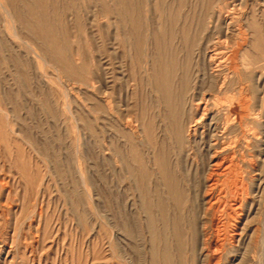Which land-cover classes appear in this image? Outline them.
Segmentation results:
<instances>
[{
    "label": "rangeland",
    "instance_id": "rangeland-1",
    "mask_svg": "<svg viewBox=\"0 0 264 264\" xmlns=\"http://www.w3.org/2000/svg\"><path fill=\"white\" fill-rule=\"evenodd\" d=\"M263 132L264 0H0V264H264Z\"/></svg>",
    "mask_w": 264,
    "mask_h": 264
},
{
    "label": "bare ground",
    "instance_id": "bare-ground-1",
    "mask_svg": "<svg viewBox=\"0 0 264 264\" xmlns=\"http://www.w3.org/2000/svg\"><path fill=\"white\" fill-rule=\"evenodd\" d=\"M229 18V17H228ZM227 42V41H226ZM210 59V58H209ZM243 92L242 90H240V92L238 93V97H237V103H242L244 102V98L242 96ZM208 95V94H207ZM203 99H201L202 101ZM202 104V103H201ZM198 105V104H197ZM196 106V105H195ZM200 107V106H199ZM238 104H235L233 111L230 110V114L232 115H237V111H238ZM202 109V108H201ZM197 110V108H196ZM199 110V109H198ZM205 110V109H204ZM256 115V114H255ZM238 119V116H236ZM201 119L198 118V123L199 120ZM196 120V119H195ZM197 123V121L195 122ZM192 131L191 127L188 128L187 130V134L190 133ZM264 133V132H263ZM244 140V139H243ZM221 146V145H220ZM215 152H213L214 155ZM217 153V152H216ZM215 153V154H216ZM217 155V154H216ZM227 155V154H226ZM226 158V157H225ZM220 159V160H216L215 159V163L213 165L214 170L212 172V175H210L209 177L211 178V185H210V193H213L211 195H209V201H208V205H209V211H211L214 207V203L213 200L217 199L220 195H222L223 192H225V198H224V202L222 201L221 203H225L224 205L226 206L227 210L232 211L233 207H237L236 205L239 204V202L241 201H246L248 198L247 197V193L246 190H242L240 197L237 198L236 194L237 192H239V189H237V184L238 182H240L238 180V175L237 173L234 171V164L231 162H228L227 159ZM241 158V157H240ZM251 160V159H250ZM213 169V168H212ZM238 169V168H237ZM236 169V170H237ZM212 171V170H211ZM209 173V172H208ZM211 173V172H210ZM214 177V178H213ZM208 178V177H207ZM213 178V179H212ZM241 179V178H240ZM208 182V184H209ZM1 183V182H0ZM4 185V184H3ZM2 185V186H3ZM242 185V184H241ZM244 187V186H243ZM209 189V188H208ZM241 191V190H240ZM262 194L264 193V188L261 190ZM208 193V192H207ZM216 193V194H215ZM261 194V195H262ZM245 197V199H244ZM223 198V197H222ZM206 199V200H207ZM215 202V201H214ZM242 204V203H241ZM207 205V204H206ZM223 206V207H225ZM216 207V206H215ZM214 207V208H215ZM222 207V205H221ZM216 209V208H215ZM236 209V208H235ZM237 210V209H236ZM38 211V210H37ZM226 211V210H225ZM235 212V211H234ZM232 213V212H229ZM205 214V213H204ZM228 215V214H227ZM236 215V214H235ZM237 216V215H236ZM233 217V216H231ZM234 218V217H233ZM236 218V217H235ZM262 219V218H261ZM236 221V220H235ZM212 222V221H211ZM261 222V221H260ZM227 223V222H226ZM232 224V223H231ZM212 225V223H211ZM236 225V224H235ZM213 227V226H212ZM233 232V231H232ZM213 234V233H212ZM261 235V234H260ZM224 239V238H223ZM233 239V238H232ZM213 240V239H212ZM205 241V240H204ZM211 242V240H209ZM217 241V240H216ZM234 241V240H233ZM228 242V241H227ZM231 243V241H230ZM217 244V242H216ZM263 245V244H262ZM213 247V246H212ZM216 248V247H215ZM262 248V247H261ZM214 249V248H213ZM262 250V249H261ZM220 251V250H219ZM211 252V251H210ZM217 257V256H216ZM211 263V262H210Z\"/></svg>",
    "mask_w": 264,
    "mask_h": 264
}]
</instances>
